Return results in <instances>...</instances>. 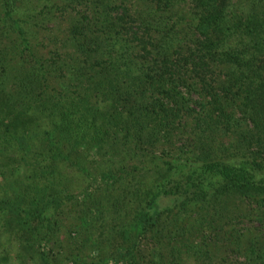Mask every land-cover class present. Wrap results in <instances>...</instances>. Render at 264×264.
Instances as JSON below:
<instances>
[{
  "label": "trees",
  "instance_id": "trees-1",
  "mask_svg": "<svg viewBox=\"0 0 264 264\" xmlns=\"http://www.w3.org/2000/svg\"><path fill=\"white\" fill-rule=\"evenodd\" d=\"M0 264H264V0H0Z\"/></svg>",
  "mask_w": 264,
  "mask_h": 264
}]
</instances>
